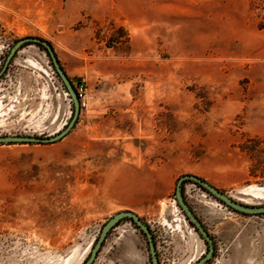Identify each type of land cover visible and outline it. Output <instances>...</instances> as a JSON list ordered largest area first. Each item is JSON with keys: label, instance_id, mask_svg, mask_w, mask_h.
<instances>
[{"label": "rangeland", "instance_id": "374dc122", "mask_svg": "<svg viewBox=\"0 0 264 264\" xmlns=\"http://www.w3.org/2000/svg\"><path fill=\"white\" fill-rule=\"evenodd\" d=\"M28 36L89 102L55 142L0 143V264H82L120 210L160 264H195L208 246L175 201L186 173L264 204L243 191L264 186V0H0V69ZM72 108L44 47L24 44L0 75V135L54 134ZM182 192L213 239L204 264H264V213ZM91 264H151L146 238L123 219Z\"/></svg>", "mask_w": 264, "mask_h": 264}, {"label": "water", "instance_id": "95a60500", "mask_svg": "<svg viewBox=\"0 0 264 264\" xmlns=\"http://www.w3.org/2000/svg\"><path fill=\"white\" fill-rule=\"evenodd\" d=\"M28 43H35L43 46L48 53L52 65L54 67V70L58 77L60 78L62 84L65 87L66 92L68 93L70 100L72 102V115L70 117V120L68 123L58 132L51 134V135H43V136H34V135H0V143H52L55 142L62 137H64L74 126L79 112H80V106L79 102L74 90V86L72 85L69 77L65 73L64 69L62 68L58 58L56 57V54L54 53L51 45L41 37L36 36H28L23 37L15 41V43L10 47L5 61L3 63L2 68L0 69V75L3 73V71L8 66L10 60L13 58L14 54L24 45ZM185 181H191L193 183H196L203 187L208 193H210L213 197H215L217 200L225 204L227 207H230L231 209L245 213V214H259L264 213V204L258 203V204H249V203H243L241 201H238L237 199L231 197L229 194H226L225 192L220 191L213 185H211L208 181L205 179L191 173H186L181 175L175 186V201L178 205V207L183 211L184 217L188 220V222L193 224V227L197 230V232L201 235V237L205 240L207 243V251L195 262V264H204L206 263L214 253V243L213 239L202 224V222L198 219V217L194 214L192 209L190 208L189 204L184 198L183 192H182V185ZM123 219H130L133 221V223L139 227V229L144 233L147 244H148V250L150 254L151 264H160L154 237L152 235V232L149 228V226L133 211L131 210H120L113 214L101 227L100 232L95 239L88 257L83 261L82 264H91L94 259L96 258V255L100 248L102 247V244L108 234V232L113 229L120 221Z\"/></svg>", "mask_w": 264, "mask_h": 264}, {"label": "built area", "instance_id": "2783aa9c", "mask_svg": "<svg viewBox=\"0 0 264 264\" xmlns=\"http://www.w3.org/2000/svg\"><path fill=\"white\" fill-rule=\"evenodd\" d=\"M74 90H75V93H76V96H77V99L79 102L80 110L87 109L88 102H89V94H88V89H87V85H86L85 81L84 80L78 81L74 85ZM174 203H175V201H174ZM183 217H184V215H183Z\"/></svg>", "mask_w": 264, "mask_h": 264}, {"label": "bare ground", "instance_id": "6f19581e", "mask_svg": "<svg viewBox=\"0 0 264 264\" xmlns=\"http://www.w3.org/2000/svg\"><path fill=\"white\" fill-rule=\"evenodd\" d=\"M243 191L251 192L253 194H263L264 193V186H257V185H249Z\"/></svg>", "mask_w": 264, "mask_h": 264}, {"label": "trees", "instance_id": "16d2710c", "mask_svg": "<svg viewBox=\"0 0 264 264\" xmlns=\"http://www.w3.org/2000/svg\"><path fill=\"white\" fill-rule=\"evenodd\" d=\"M39 45V44H38ZM45 49V48H44ZM186 182V181H185ZM191 182V181H190ZM196 184V183H195ZM198 185V184H197ZM201 189H203L204 191H206L203 187H201L200 185H198ZM207 192V191H206ZM208 193V192H207ZM210 194V193H209ZM211 195V194H210ZM230 208V207H229ZM231 209V208H230ZM233 210V209H232ZM235 211V210H233ZM237 212V211H235ZM237 213H240V214H245V213H241V212H237ZM259 214H263V213H259ZM130 220V219H128ZM131 221V220H130ZM133 223V221H131ZM190 223V222H189ZM134 224V223H133ZM191 225H193L192 223H190ZM135 225V224H134ZM136 226V225H135ZM137 227V226H136ZM139 229V227H137ZM141 231V230H140ZM141 233L144 235V233L141 231ZM145 236V235H144Z\"/></svg>", "mask_w": 264, "mask_h": 264}, {"label": "crops", "instance_id": "0c3cea01", "mask_svg": "<svg viewBox=\"0 0 264 264\" xmlns=\"http://www.w3.org/2000/svg\"><path fill=\"white\" fill-rule=\"evenodd\" d=\"M157 251V250H156ZM207 263V262H206Z\"/></svg>", "mask_w": 264, "mask_h": 264}]
</instances>
